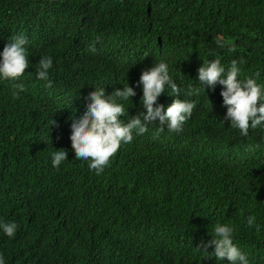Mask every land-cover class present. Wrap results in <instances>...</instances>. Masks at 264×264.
<instances>
[{"label": "trees", "instance_id": "obj_1", "mask_svg": "<svg viewBox=\"0 0 264 264\" xmlns=\"http://www.w3.org/2000/svg\"><path fill=\"white\" fill-rule=\"evenodd\" d=\"M16 36L29 67L0 78V222L18 225L14 237L0 229L5 264H229L201 247L218 223L249 264H264V124L247 136L231 127L222 85L191 97L165 87V108L195 102L183 131H134L100 175L70 140L95 88H134L120 101L125 124L146 112L137 82L161 61L187 89L202 87L204 63L219 59L226 75L242 59L238 79L264 88V0H0V53ZM41 56L53 60L51 88L36 77ZM61 148L68 160L56 168Z\"/></svg>", "mask_w": 264, "mask_h": 264}, {"label": "clouds", "instance_id": "obj_2", "mask_svg": "<svg viewBox=\"0 0 264 264\" xmlns=\"http://www.w3.org/2000/svg\"><path fill=\"white\" fill-rule=\"evenodd\" d=\"M27 43V38L16 36L4 46L0 53V78L19 80L24 75L29 67V57L25 48ZM215 43L220 49L227 47L229 52L235 51L234 45H226L220 38H217ZM91 50L95 51L94 48ZM41 57L36 77L47 81L46 86L51 88L49 70L53 67V60L50 56ZM240 63L245 61L233 59L226 75L219 59L204 63L198 69V82L202 87L188 85L187 89L177 86L164 61L153 65L142 72L137 82V86H143L141 104L146 112L140 111L126 124L120 119L121 116L127 115L120 101H128L136 96L134 88L127 84L111 94H106L104 87L95 88L88 93L87 99L90 103L87 104V110L79 119H73L70 125V140L75 158L89 161V169L95 170V173L100 175L110 165L111 159L122 144L132 143L134 131L137 135H143L148 131L149 125H157V136L163 133L165 128L170 133L182 132L184 123L191 118L196 107L195 102L185 98L177 99L165 108L163 104L158 103V98L165 93V87H168L172 94L182 93L184 97H191L198 96L201 91L206 92V86L207 89L214 91L217 84L222 85L223 90L220 94L227 108L224 120H230L231 127L239 129L243 136H247L250 128L255 129L264 124V88L253 78H246L243 81L238 79L241 71L238 66ZM15 87L23 90V85H15ZM55 123L52 119L51 126ZM65 160H68V152L64 148L52 154L53 167L59 168ZM247 225L255 226L259 230L255 216L247 217ZM17 227L14 222H0V229L8 237L15 236ZM233 231L231 227L218 223L214 228L213 239L208 244L202 242L201 247L206 252L207 247L214 245L215 250L211 255L216 259H226L229 264H249L246 254L233 243ZM0 264H5L2 255H0Z\"/></svg>", "mask_w": 264, "mask_h": 264}]
</instances>
